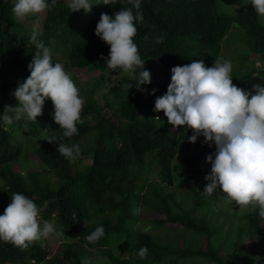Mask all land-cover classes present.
I'll return each mask as SVG.
<instances>
[{
    "label": "trees",
    "instance_id": "obj_1",
    "mask_svg": "<svg viewBox=\"0 0 264 264\" xmlns=\"http://www.w3.org/2000/svg\"><path fill=\"white\" fill-rule=\"evenodd\" d=\"M245 1L142 0L143 21L137 25L134 41L145 60L143 67L150 62L159 64L165 81L158 82L150 70L151 83L139 87L135 76L122 77L103 95L104 107L112 111L109 116L97 109L94 100L83 105L78 134L64 140L80 146L82 155L74 161L56 150V142L48 141L62 134L52 114L51 119L38 116L36 121L15 122L21 126L17 129L23 139L0 123V214L11 202L12 193L22 192L37 204L42 221L53 222L63 236L73 240L78 237L77 242L64 241L55 255L51 253L49 238L43 241V246L36 242L26 249L0 240V264H81L85 257L91 262V253L102 252L113 238L121 236L126 242L124 250H130V256L126 260L107 250L110 264H196L200 257L213 264H243L241 259L247 253L237 247L247 237L257 241L259 253L264 251V219L258 216V209L241 215L242 222L232 238L230 233L220 238L216 237L215 220L200 210L206 203L204 197L188 208L173 191H165V185L174 184L179 189L194 190L193 177L201 174L198 180H205L210 163L190 172H178L176 167L205 152L214 153L215 146H203L197 154L187 152L179 126L173 128L163 110L154 111L155 99L166 93L171 81V68L196 60L212 66L222 55L223 42L231 35L232 26L240 30L236 36L240 44L235 47L242 53L235 59L239 69L250 55H257L262 63V69H252L239 77L232 73L233 84L252 83L255 71L254 79H264V19L258 18L253 6ZM14 2L0 0V113L5 105L16 106L12 92L18 81L30 75L28 64L37 52L30 42L31 27L25 25L28 20L16 18L11 11ZM119 3L93 5L85 13L83 9L71 12L64 0H57L51 10L38 14L43 28L40 39L51 49L52 62H57L55 51L63 53L75 82L89 81L97 71H113L105 63L110 47L95 35V28L101 13L114 15L122 7L131 6L123 0ZM32 20L36 22L37 17ZM159 36H163V42L158 44L154 38ZM152 89H156L155 94H151ZM45 103L52 101L48 98ZM46 135L49 136L41 140ZM26 144L33 148L39 163L36 171L19 168V159L29 148ZM87 155L92 162L73 170V163H81ZM153 172H157V180L148 179ZM141 205L157 214L151 219L152 229L148 225L133 227ZM97 225H103L105 235L93 245L85 237ZM176 227L183 231H171ZM154 229L170 230L167 237L171 241H178L181 236V245L161 240ZM226 242L234 248L223 260L220 251ZM145 246L148 252L141 258L139 250Z\"/></svg>",
    "mask_w": 264,
    "mask_h": 264
},
{
    "label": "clouds",
    "instance_id": "obj_2",
    "mask_svg": "<svg viewBox=\"0 0 264 264\" xmlns=\"http://www.w3.org/2000/svg\"><path fill=\"white\" fill-rule=\"evenodd\" d=\"M64 2L71 12L83 9L88 13L93 5H114L119 0ZM123 2L131 6L122 7L114 15L101 13L95 35L110 47L105 59L109 69L125 74H136L140 69L139 87L151 83V74L144 69L145 60L134 41L137 25L143 21L142 0ZM56 3L57 0L14 2L11 11L16 18L37 17L30 35L37 52L28 64L30 75L18 81L12 92L16 106H4L0 123L7 126L21 120L36 121L45 100L50 98L53 119L62 134L48 141L56 142V150L74 161L82 155L80 146L64 140L78 134L84 100L77 83L60 62H52L51 49L40 39L43 28L38 14L51 10ZM246 4H251L257 17L264 19V0H246ZM154 39L158 44L163 42V36ZM232 72V61L224 58L215 59L210 67L203 60L174 66L166 93L155 99L154 111L163 110L173 128L191 129L189 142L195 143L202 136L209 147L215 145V152L206 157L211 169L204 177L207 183L202 193L213 196L220 190L226 206L235 202L241 211L258 209V216L264 219V84H254L251 90L242 89L233 84ZM155 92L156 89L151 90V94ZM55 232L53 222L40 219V210L32 199L22 192L12 193L11 202L0 214V240L26 249L36 242L43 246V241ZM104 235L103 225H97L85 240L95 245ZM147 252L145 246L139 250V256L144 258ZM81 264H90L89 258H83Z\"/></svg>",
    "mask_w": 264,
    "mask_h": 264
},
{
    "label": "rangeland",
    "instance_id": "obj_3",
    "mask_svg": "<svg viewBox=\"0 0 264 264\" xmlns=\"http://www.w3.org/2000/svg\"><path fill=\"white\" fill-rule=\"evenodd\" d=\"M32 18L35 19L36 16L26 18L28 20L27 22H25L26 26L31 27L32 24L35 23L32 20ZM236 28L238 27L232 26L231 35H228L225 41L223 42L222 55L220 56V58L231 60L233 63L232 73L233 74L235 73V75L237 73V76L239 77L241 75H244L245 73H248L252 69H256V68L257 70L262 69V63L257 55L255 54L250 55L248 57V60L244 61V66L241 67V70L239 69V64L237 63L235 59H236V56L241 55L242 53L237 51L235 48L237 44H240V39L236 37L240 33V30ZM54 55L57 58V62H60L64 66L65 71L67 73H70L71 67H70L69 62L65 59L64 54L57 53V51H55ZM161 67L162 66H160L159 64H156L155 62H150L147 66H144V69L150 70L154 75H156L158 82H163L165 81L166 76L162 73ZM237 69H238V72L236 71ZM139 71L140 69H137L136 74H125V73L118 72V71L117 72L108 71L106 73H101L97 71L93 74L94 76L91 77L90 79L84 78V79H89V81L81 80V81L76 82L80 89V96L84 100L83 105H85L90 100H94L95 103L97 104V109H101L102 113L106 116L111 115L112 111L109 108L104 107V101H103L104 93L111 86L119 83V80L122 79V77L133 78L135 76V78H138ZM256 76H257V71L254 72L251 78L252 83L248 82L249 84L247 83L245 86H241V85H237V86L242 89L251 90L252 85L254 84H264V79L262 77H258L254 79V77ZM49 100L51 101L50 98ZM51 114L52 115L54 114V106L52 105V103H44V106L42 108V114L39 116L43 119L45 118L51 119ZM7 126L9 129H11L15 137L17 136L23 139L22 132L17 129L21 127L20 125H17L14 122L12 125H7ZM178 130H179V133L184 134L182 138H183V141L186 142V144L184 145V148L186 149L187 152L191 154H197L199 151L202 150L203 146H206V147L209 146L208 144H205L203 142L204 138L202 137H198L195 143L189 142L188 137L192 135L191 129L185 130L183 126H179ZM44 131H47V129ZM48 136L47 135L44 136L41 140L46 139ZM214 146L215 145L213 144L211 147H214ZM27 147H29L27 153L23 154L21 158L19 159V162H18V164H20L19 168L21 169L22 167H24L28 171H36L40 168L39 163L37 162L35 158V154L33 153V148L30 145H28ZM206 154L207 152L203 153L202 156H200L199 158L189 163L182 164L183 166L176 167L177 171L178 172H190V171H195L197 169L205 168V166L207 165L206 157L208 156ZM182 156H183V153L180 154V157H179L180 161L183 159ZM91 162H92V157L87 155L85 156V158H83L81 163L77 164V161H75L72 165V168L74 170L80 167L81 165H84L85 167H87ZM27 170H25L24 175L27 174L28 172ZM46 175L47 177L50 176V174L47 172H46ZM200 176L201 174H198L196 177H193L192 183L196 185L194 190L189 189V187L185 189L183 188L179 189V187L175 186L176 184H174V185H165V191L167 192L173 191L175 193V197L178 200L184 201V206L188 208L191 207L195 202H197L200 197H204L206 203L203 206H200V210L206 211L208 215H210L212 219L215 220L214 224L216 225V227H218L216 229L217 230L216 237L222 238V236L226 235L227 233H230L229 237L232 238L234 231L239 226V223L242 222L241 215L249 211H253V209L249 208L248 210L241 211L239 206L236 205L235 202H233V205L231 207L226 206L224 203V199L222 197V195L224 194L220 190H217V192H214L213 196H208L202 193L207 181L198 180L200 179L199 178ZM148 179L157 180L158 179L157 172H153L149 174ZM138 215H139V218L136 220L133 227L137 229L138 226L148 225L151 227V229L153 228L154 225L151 219L152 217L157 216V214H152L149 210H147L144 206L141 205V207L138 209ZM262 224L264 226V221L262 222ZM172 229L173 230L171 231H177V232L183 231L179 227L172 228ZM154 231L156 233V236L159 237L161 240L163 239V241L167 240L166 242H169V243L173 242V244H176L179 242V245H181L182 243L181 236L178 237V241L175 239H173L172 241L168 239L167 236L171 235L170 230H155L154 229ZM48 238L52 246L51 248L52 255H55L58 253V251L61 249V244L64 241L77 242L75 240H78V237L74 238L75 240H73L69 236L64 237L59 232H57V230L54 234H51ZM125 243H126L125 238L123 236L119 238H113L110 242V245L107 247H104L102 252H96L95 254L91 253V255L93 256L92 257L93 259L91 261L92 263L90 262V264H110L109 257L106 254L107 250L110 251L111 254L120 255L121 258L128 260L130 256V250H124ZM205 243L206 241H204L203 244ZM256 243L257 241L254 240V238L247 237L237 247L238 251L247 253V255L243 256L241 259L243 264H264V251L262 253L261 252L259 253L261 248L258 247ZM233 248L234 247L232 245H229L228 242H226L224 244V247L220 251V257L223 260L227 259L231 255ZM196 260H197L196 264H205V263L213 264V263L206 262V260L203 257L197 258Z\"/></svg>",
    "mask_w": 264,
    "mask_h": 264
}]
</instances>
